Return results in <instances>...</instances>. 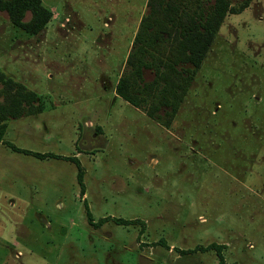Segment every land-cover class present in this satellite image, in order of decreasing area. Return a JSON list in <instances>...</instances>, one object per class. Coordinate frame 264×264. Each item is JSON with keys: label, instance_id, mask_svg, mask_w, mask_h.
Listing matches in <instances>:
<instances>
[{"label": "rangeland", "instance_id": "1", "mask_svg": "<svg viewBox=\"0 0 264 264\" xmlns=\"http://www.w3.org/2000/svg\"><path fill=\"white\" fill-rule=\"evenodd\" d=\"M147 1L40 0L38 34L0 9V72L41 108L5 122L0 264H264V0H227L169 123L116 94Z\"/></svg>", "mask_w": 264, "mask_h": 264}, {"label": "trees", "instance_id": "2", "mask_svg": "<svg viewBox=\"0 0 264 264\" xmlns=\"http://www.w3.org/2000/svg\"><path fill=\"white\" fill-rule=\"evenodd\" d=\"M203 0H148V14L142 17L134 37L133 49L127 57L129 72L116 87V94L136 108H144L150 117H157L161 109L168 123L176 115L195 74L199 70L225 17L238 11L227 0H213L210 11L203 13ZM14 25L29 34H38L50 19V12L41 7L40 0H0ZM31 12V20L23 23L24 14ZM180 65L190 68L178 69ZM153 70L148 84L138 85L144 71ZM0 143L8 119L41 112L40 104H33L37 96L24 92L20 85L0 72ZM24 105V106H23ZM13 152L32 155L10 146ZM39 160L56 158L53 155L33 154ZM80 196L84 195L82 169L76 160ZM120 222V221H118ZM127 224L126 222H123Z\"/></svg>", "mask_w": 264, "mask_h": 264}]
</instances>
